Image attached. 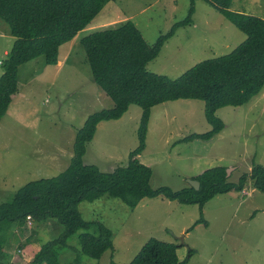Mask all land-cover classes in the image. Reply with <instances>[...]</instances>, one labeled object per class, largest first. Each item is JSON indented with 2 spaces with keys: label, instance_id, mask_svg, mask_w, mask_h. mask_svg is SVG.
<instances>
[{
  "label": "rangeland",
  "instance_id": "obj_1",
  "mask_svg": "<svg viewBox=\"0 0 264 264\" xmlns=\"http://www.w3.org/2000/svg\"><path fill=\"white\" fill-rule=\"evenodd\" d=\"M191 4V21L164 42L147 63L148 71L174 79L204 59L230 52L246 38L205 0H110L87 27L60 45L59 68L47 64L43 55L18 67L17 93L0 120V202L27 182L66 169L77 130L88 115L107 106L81 38L131 20L153 44L188 15ZM229 9L264 18V0H232ZM13 41L7 22L0 18V75L1 61ZM204 109L200 99H176L151 108L146 146L139 159L152 170V187L180 189L214 166L230 169L227 178L237 181L253 164L264 166V87L243 105L217 109L224 127L210 140L179 142L211 128ZM141 111L131 104L118 119L100 121L83 161L102 171L126 162L138 143ZM78 210L85 220L101 221L111 229L113 247L98 259L82 255L77 264L128 263L150 237L180 244L177 254L186 259L184 264H264V193L251 185L216 194L202 207L158 195L130 208L119 198L103 195L81 201ZM30 221L27 242L38 250L63 229L53 218ZM11 232L0 251V264H26L32 257L21 247L25 235L19 228ZM79 250L76 234L56 248L62 264H76Z\"/></svg>",
  "mask_w": 264,
  "mask_h": 264
},
{
  "label": "trees",
  "instance_id": "obj_2",
  "mask_svg": "<svg viewBox=\"0 0 264 264\" xmlns=\"http://www.w3.org/2000/svg\"><path fill=\"white\" fill-rule=\"evenodd\" d=\"M110 0H0V18L7 22L14 37L6 57L1 61L0 120L15 97L18 88V67L43 55L45 62H58L59 47L84 29ZM195 1V0H192ZM225 16L246 38L230 52L204 59L172 79L146 69L164 42L175 30L191 21L188 15L165 34L149 44L140 30L127 20L115 28L91 32L81 38L94 82L102 91L107 106L88 115L77 130L69 164L52 177L29 181L11 197L0 202V251L12 229H21L25 239L21 247L28 250L32 261L26 264H62L56 248L67 244L76 234L80 250L75 263L85 255L98 259L113 247L112 231L98 220H85L78 210L81 201H94L103 195L119 198L134 208L143 198L162 196L200 207L216 194L241 191L246 185L264 193V166L253 164L239 180H229L224 166L207 168L194 176L199 188L188 185L180 189L152 187L151 168L142 163L140 154L146 146L151 108L176 99H200L211 128L191 133L179 142L208 141L224 127L216 110L249 102L264 87V18L229 9L232 0H205ZM131 104L142 109L137 130L138 143L129 151L126 162L112 171H102L85 163L87 142L93 139L100 121L118 119ZM27 216L34 221L55 219L63 227L58 237L42 244L40 249L29 241L31 230ZM202 219V218H201ZM180 244L156 237L148 238L128 263L111 264H184L177 248ZM191 253V251H190Z\"/></svg>",
  "mask_w": 264,
  "mask_h": 264
},
{
  "label": "water",
  "instance_id": "obj_3",
  "mask_svg": "<svg viewBox=\"0 0 264 264\" xmlns=\"http://www.w3.org/2000/svg\"><path fill=\"white\" fill-rule=\"evenodd\" d=\"M229 170L230 169L226 170V176L229 174ZM188 182H189V185L192 186V187H194L195 189H198L199 188V181L198 180L189 179Z\"/></svg>",
  "mask_w": 264,
  "mask_h": 264
},
{
  "label": "crops",
  "instance_id": "obj_4",
  "mask_svg": "<svg viewBox=\"0 0 264 264\" xmlns=\"http://www.w3.org/2000/svg\"><path fill=\"white\" fill-rule=\"evenodd\" d=\"M33 60V59H32ZM62 64V61L61 59L59 58V55H58V62L57 64H55L58 68L60 67V65ZM18 72V71H17ZM70 160V159H69ZM69 162V161H68ZM69 164V163H68Z\"/></svg>",
  "mask_w": 264,
  "mask_h": 264
},
{
  "label": "built area",
  "instance_id": "obj_5",
  "mask_svg": "<svg viewBox=\"0 0 264 264\" xmlns=\"http://www.w3.org/2000/svg\"><path fill=\"white\" fill-rule=\"evenodd\" d=\"M27 219H28V222L30 223V222H31V221H30V219H31L30 216H27Z\"/></svg>",
  "mask_w": 264,
  "mask_h": 264
}]
</instances>
